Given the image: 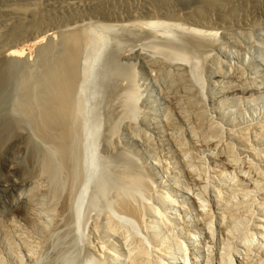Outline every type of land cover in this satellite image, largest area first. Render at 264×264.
<instances>
[{
  "label": "bare ground",
  "instance_id": "obj_1",
  "mask_svg": "<svg viewBox=\"0 0 264 264\" xmlns=\"http://www.w3.org/2000/svg\"><path fill=\"white\" fill-rule=\"evenodd\" d=\"M199 2L196 3L197 5H190L180 10L177 7L173 8L174 0H0V106L6 93L8 94L11 90L16 74L19 72L22 75L17 90L20 96H18L14 109L6 114L0 111V158L6 160V153L14 146L20 147L22 151L26 149L29 153L31 168L22 165L23 162L19 163L20 166L14 162L10 165L6 164L5 167L12 179L11 188L30 186V189L20 193L23 205L22 210L19 211L24 219L33 225L32 227L36 226L40 230H46V223L40 222L42 218L40 220V212H37V206L42 202H49L52 218L64 215L63 217L72 223L77 220V215L81 210V199L89 176L88 162L90 150H92L90 149L92 146L89 147L86 143L90 139L88 132L86 133L89 121L82 92H85L84 88L91 79L93 62L97 61L98 54L102 52L103 47L101 46L104 44L107 48L108 46L111 48L106 52L103 50L104 55L100 54L103 56L99 66L103 79L101 86L106 88L105 92L109 98L116 99L113 104L122 98L124 108L121 111L123 113L108 118L111 120L104 136L107 151L113 153L114 158L125 163L123 172L119 174V178L121 176L122 178L112 183V187L118 192L116 199L118 210L128 220H136V222L138 220L146 229H152L151 241L163 254L158 255L157 264H176L177 256L181 252H184L182 264H199L204 253L201 248L210 247L202 237L205 236V240L208 239L209 242L214 237L212 220L205 219L204 228L193 230L194 232L187 233L186 238L180 237L169 243L168 237L162 232L160 220H154V217L156 219L160 216L165 222L163 225L167 222L174 225L175 215H170V218L167 214V210L174 201L173 196L161 189L163 183L159 180L160 178L157 179L155 174L153 175L156 178L153 177L149 169L145 170L149 166H142L140 159L131 157L129 150L116 146L117 140H120L117 137L120 138L122 123L125 122H122L123 120L128 119L126 123L128 131L134 134L137 131L139 134L138 123L135 125L133 119L136 117L139 101L144 95L142 81L146 75L163 84L166 99L173 108L174 113L166 116V132L169 133L182 157L190 181L203 185L202 179L200 180L201 176H198L199 173L197 174L194 164L188 159V142L184 139L185 134H182L186 129L190 133L191 141H195L198 137L202 138V141L204 139L207 143L206 147L208 145L211 147L212 154L221 152L219 156L225 167L219 173L224 179L232 177L239 168L237 158L231 154L234 151L229 150V142L225 143L228 152L225 153V147H223L224 151L221 149L224 127L220 121L213 119L206 111L204 107L206 104H203V96L196 84L197 81L195 82V77L201 73L200 66L203 67V64L205 71L210 74L209 77L215 79L214 83L220 82L221 84V81L227 78L230 80L233 75L241 78L245 74L244 69L246 68L244 65H239L240 62L242 63L241 59L240 62L237 61L239 67L234 68L236 62L232 61V55L227 52L226 47L229 45H234L235 48L236 46L241 47L242 37H249L253 32L256 33L253 35H263L264 0H199ZM141 12L147 14L149 20L142 19ZM116 15L122 17L116 19L114 18ZM124 16L127 18L125 19ZM92 18H97L100 22L96 21L99 23L97 29L92 23ZM144 25H149V27H143ZM143 28L145 30L142 32L140 29ZM108 29L109 31L115 30L112 38L108 35L109 33L111 35V32L107 35V32L105 33ZM118 30L127 32L126 37L118 35ZM131 30L136 33L138 30L142 35L146 34L150 37L146 40L143 38L146 42L141 44L139 40L132 38L134 32L132 33ZM140 32L138 34H141ZM219 36L221 41L218 40ZM129 38L135 42L131 54H125L123 39L128 43ZM31 39H37V43L41 44L38 48V59H35L36 64L33 62L34 59L31 60L28 57L26 49L20 48L23 41ZM257 44L261 51L264 50V43ZM238 77L233 78L239 80ZM239 82L238 84H241ZM230 83L233 82L230 80ZM229 84L227 86L230 90L227 87L225 89L231 94L249 93L248 88L242 87V84L241 87H238V84H236L238 86L232 84L234 85L232 89ZM111 104H109L110 108L114 106ZM114 110L116 112L118 109ZM257 128L264 131L262 124ZM230 130L233 137L237 135L242 138L246 136L249 138L245 133L251 132V128L246 132L243 129L239 130L240 132L237 131V127ZM93 135L95 136V133ZM2 162L5 163V161ZM17 176L20 180L15 179ZM241 178L244 179V177ZM244 182L248 181H243V185ZM247 184L245 186L249 185ZM154 185H157V190L150 193L162 200L161 205L164 209L155 205L149 206L148 204L147 206V204L136 203L133 191L137 189L142 193H147L149 190L152 191ZM117 187L120 189L117 190ZM250 189H248L249 192ZM97 190L100 192L99 195L103 193L105 195L108 191L105 180H101ZM231 192L233 193L232 190ZM92 203L94 205L95 201L93 200ZM195 203L200 210V215H203L208 204L203 197L196 198ZM96 205L94 207L97 208ZM119 220L117 221L113 216L106 217L105 229L109 238L104 243L107 244L102 243L98 246L92 243V247H89L92 255L89 256L90 262L97 261L98 264H105L106 260L96 257H100V252H102L107 258L109 256L111 264H151L154 258H150L153 255L150 254L152 251L149 253L145 245V238L135 236L132 230ZM93 223V229L98 231L101 224L98 221ZM8 232L10 233V230ZM256 233L253 232L251 238L244 242L246 247L251 243L250 241L253 239L255 241Z\"/></svg>",
  "mask_w": 264,
  "mask_h": 264
},
{
  "label": "rangeland",
  "instance_id": "obj_2",
  "mask_svg": "<svg viewBox=\"0 0 264 264\" xmlns=\"http://www.w3.org/2000/svg\"><path fill=\"white\" fill-rule=\"evenodd\" d=\"M174 3L173 8L177 7L180 10H184L188 6L197 5L200 2L199 0H174ZM144 12H141L142 16H140L143 17L142 19L147 21L149 20L148 15ZM116 16H114V18L118 19V17L121 18L123 14L122 16ZM124 18L126 19L127 16H124ZM96 19L94 18L92 22L94 27H96L95 29L98 28L100 23L98 19ZM131 20L133 21V19ZM145 26L146 28L147 26L149 27V25H144L143 27ZM134 29L136 30V28ZM111 30L109 31L108 29V31L106 30L105 33L107 32V35L108 32H111V35L110 33L108 35L112 38L115 34L113 31L115 30ZM132 30L131 32L134 33H131L133 35V37L132 35L131 37L134 40H139V43L141 44L145 43L146 38L150 37V35H142V33L138 31L139 29L137 30V33L136 31ZM140 30L142 31L145 29L143 28ZM138 32L141 34H138ZM262 33V36L260 34L253 35L256 34L254 32L249 37L243 36L241 40L243 45L241 44V47L236 46L235 48L234 45H229L226 47L228 49L227 52L232 55V61L234 60L236 62V64H234L235 67H233H239L237 61H242V63L240 62L239 65H244L246 68L244 69L245 74L243 73L246 75H243L244 78H242L243 76L239 78L238 76L234 75L233 77H238L239 80H241L240 82L242 87L244 86L245 88H248V94H242L239 92L234 95L225 89L226 87L229 89L227 84H229L230 80L235 86L239 85L238 87H241V84H238L239 80L237 78L231 77L230 80L227 78L226 80L221 81V84L220 82L214 83L215 79L209 77L210 74L205 71L204 64L203 67L200 66L201 73L195 77V82L197 81L196 84L203 96V104H206V106L204 105L206 111L213 119L220 121V123H222V127H224L223 133L225 137L224 135L222 136L221 149L224 151L226 148V153L228 148L227 144L225 145V143L229 142V150L234 151V153L232 151V153H230L234 155V158H237V167L239 168H237L235 174L230 177L231 179H224L223 175L220 174L221 170L225 167L221 161L222 158L219 156L221 152L219 154L218 152L212 154L210 151L211 147L208 145V150L206 147L207 143L204 142V139L202 141V138L198 137L195 141H191L189 131H187V129H183L184 133L182 132V134H185L184 139L188 142V159L194 164L197 174L199 173L198 176H201L200 180L202 179L201 182L203 185H201V183L195 184L193 181H190L191 179H189L186 173V168L182 157L173 144L169 133L166 132V116L168 114L172 115L174 113L173 108H171L172 106L170 107L171 104L170 102L168 103V100L166 99L162 86L163 84L160 82L158 83V81H155V79L152 77L149 78V76L145 75L146 78L144 81H142V83H144V86H142L144 95L141 101H139L140 103L138 105V110L136 111V117L134 116V119L131 118L133 119L135 125L138 123L137 127H139V134L136 131L137 133L135 132V134H137V136H135L134 132L132 133L129 130L131 132L130 133L128 131L126 127L128 119L123 120L122 122L125 121L124 123L121 122L122 126L119 132L120 138L119 136L117 137V139L120 140H117L118 142L116 146H119L118 148H125L129 150V152H131V157L134 156L140 159L139 162H142V166H149L148 168H145V170L149 169L150 174H155L157 179L160 178L159 180L163 183H161L162 187L164 186L163 188L161 187V189L164 192L172 195V198H174L170 209L167 210V214L169 216L175 215V218H173L174 225H171L168 222L167 224L163 225L165 222L160 216L157 215L158 217L156 216V219L154 217V220L162 221H159V223L162 225L163 234L169 239L168 242H173L174 239L176 240L180 237L184 239L187 237V233L189 234V232H194L196 229H201L202 227L204 228L205 219L209 218L208 220H212L211 223L212 227H214V237L210 239L211 243L208 239L207 241L205 240V236L202 237L203 241L205 243L208 242L207 244L211 248H201L204 253L202 251L203 258H200L199 264H264V131L263 129L257 128L260 124L264 126V50L261 51L259 44H257L264 43V39L262 40V38H264V32ZM117 34L121 37H126L125 34H127V32L125 33L118 30ZM133 39L131 41V38H129L128 43L125 41V39H123L124 48H122L124 49L123 51L126 50L125 54H131V50L135 42H133ZM141 39L143 40L140 42ZM218 40H222L220 36L218 37ZM258 40L260 42H257ZM104 41L105 40H103V42ZM129 41L133 43H130ZM249 41L251 42L248 44ZM23 42H21V44H23H20V48H25L28 57H30L31 60L34 59L33 62L36 64L37 60L35 61V59H38V48L41 44L37 43V39H31ZM253 44H255V46ZM101 48L102 52L99 50V56L102 53V55H104V52L108 51L111 46H108L107 48V45L104 46L103 44ZM102 55L100 56L101 58L98 56L97 61L95 60V62H93L94 64L92 66L91 79L88 81L86 88H84L85 92H82L86 106V116L89 121L87 124L86 133L88 132L87 135L90 139H88L86 143L87 146H92L90 147L92 150H90V160L88 162L89 176L87 179L86 188L82 195L81 210L77 215V220L72 223V221L70 222L66 217H63L64 215L59 216V218L57 217L58 219L52 218L48 201L42 202L44 203H41L42 205H38L39 208L37 206V212H40L39 214L41 215V217L39 215L40 220L42 218V221H39L42 223L44 221V223H46V230H40V228L36 226L32 227L33 225L29 224L24 219V216L20 213L21 211H19L22 210L23 205L20 198V193L22 191L28 190V188L30 189V186L25 185L18 188H11L12 179L5 166L6 164L10 165L14 162H17L16 165L20 166L19 163L21 162L20 164H22L23 162L24 164L22 165L26 166L27 168H31V164H29V153L26 151V149L22 151L23 149L18 146H14V148L12 147V150L6 153V160H2L0 158V264H98L97 261L94 263L90 262V257L92 255L90 253L89 247H92V243L97 244L98 246L100 244L102 245V243H104V241L109 238L105 229L107 216H113L117 221L120 219L119 221L128 226L135 236L141 237L142 239L145 238L144 240L147 243H145V245L149 249V253L152 251L150 254L153 256H150V258H154L152 259L151 264H157L158 255H163L158 250V248L156 249L154 242L151 241L153 234L152 229H146V227L143 226V223H140L138 220L137 222L136 220H128V218H125L121 211L118 210L119 208L116 205L118 192H116V188L114 189L112 187V183L116 182V180L119 181L122 178V176L119 178V174L123 172L122 170H124L125 163L122 160L114 158L113 153L107 151L104 136L108 129L107 126L110 124L109 122L111 120L108 118L110 116L123 113L121 111H123L124 108L122 105V98H119V100L116 101L117 103L113 104L116 99L114 100L111 97L109 98L108 94L105 92L106 88L104 89V87L101 86L103 79L100 74L101 67L99 66L103 60ZM203 63L205 62L203 61ZM97 66L99 67V71ZM21 78L22 75L18 72L13 79L14 83L11 90L8 94L6 93L5 98L2 100V104L0 106L1 113L6 114V112L9 113L14 109L18 96H20V94L17 93V90ZM151 78L154 81H152ZM227 80L229 81L228 83ZM232 84H229L231 85V89L234 87ZM244 84H246L247 87ZM110 103H112L111 105H114L111 106V108L109 105ZM114 109H118V112H115ZM222 115H224L225 118ZM231 127L234 129L237 127V131L243 129L245 132L250 131L251 128V132H249L250 134L247 132L245 133V135L247 134L249 138L247 136L242 138L241 136L239 137L237 135H234L236 138L233 137V134L230 130L232 129ZM143 130L145 132H143ZM239 132H237L238 135ZM94 133L95 136L93 135ZM140 134H143L141 136L142 138L138 136ZM144 136L148 137L149 139ZM93 142L95 144H93ZM230 146H232V149ZM214 155H216V157ZM2 161H5V163ZM221 165L223 166L221 167ZM155 176L153 175V177ZM245 176H247V179ZM220 177H223V180ZM241 177H244V179ZM15 179L20 180L18 176L15 177ZM101 180L106 181V190L108 191L105 193V195H103L104 193L99 195L100 192L97 190L99 189V183ZM243 181H248L244 183H248L249 185H243ZM237 187H239V189L240 187L242 188L239 190L236 189ZM190 188L193 190H190ZM119 189L117 187V190ZM248 189H250V192ZM153 190H157V185H154L152 191L149 190L148 192H154ZM148 192L142 193L141 191L135 189L133 191V195L135 196L136 203L139 202L138 204L140 205L147 204V206L148 204L149 206L155 205L161 209H164V206L161 205L163 204L162 200L160 198H156V196H152L151 193L149 194ZM201 196L208 204L206 210L203 212V215H200V210L198 207H196L197 205L195 203L196 198H202ZM92 199L95 201L94 205H92ZM95 205L97 208L94 207ZM118 211L121 213V217ZM206 214L208 216H206ZM147 218L150 219L149 217ZM95 221H98L101 224H99L100 230L98 228V231L93 229V222ZM150 221L151 220H149V222ZM170 225L173 227L171 228ZM8 230H10L11 235ZM253 232H257V236L255 237L256 239L255 241L254 239L253 241H250L252 245L249 242L251 248L249 245L246 247L244 242L251 238ZM100 253L101 256L96 257L106 260L107 264L112 263V261H110L111 259L109 260V256L107 258L105 254L102 252ZM183 256L184 252L178 254V262L176 264L183 263Z\"/></svg>",
  "mask_w": 264,
  "mask_h": 264
}]
</instances>
